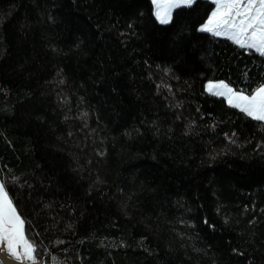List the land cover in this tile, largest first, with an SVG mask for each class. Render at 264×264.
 <instances>
[{
	"label": "trees",
	"instance_id": "16d2710c",
	"mask_svg": "<svg viewBox=\"0 0 264 264\" xmlns=\"http://www.w3.org/2000/svg\"><path fill=\"white\" fill-rule=\"evenodd\" d=\"M193 0H0V181L48 264H264V54ZM38 260V259H37Z\"/></svg>",
	"mask_w": 264,
	"mask_h": 264
},
{
	"label": "snow or ice",
	"instance_id": "6c2138e0",
	"mask_svg": "<svg viewBox=\"0 0 264 264\" xmlns=\"http://www.w3.org/2000/svg\"><path fill=\"white\" fill-rule=\"evenodd\" d=\"M216 10L209 16L201 31L216 36L230 34L229 38L241 47L255 48L264 54V0H215ZM193 0H153L156 18L166 24L171 9L181 5L190 6ZM207 90L214 95L226 96L230 105L240 108L255 120L264 121V87L251 97L234 93L223 82L209 83ZM24 222L17 214L11 200L0 183V251L6 250L17 260H31L35 251L23 232ZM18 247L22 251H18Z\"/></svg>",
	"mask_w": 264,
	"mask_h": 264
},
{
	"label": "rangeland",
	"instance_id": "374dc122",
	"mask_svg": "<svg viewBox=\"0 0 264 264\" xmlns=\"http://www.w3.org/2000/svg\"><path fill=\"white\" fill-rule=\"evenodd\" d=\"M213 2H214V7H213V9L211 10V12L209 13V15H208V17H207V19L206 20H208V18H209V16L216 10V2H215V0H212ZM152 3H153V0H152ZM153 7H154V13L156 12V6L153 4ZM173 9V8H172ZM172 9H171V12H172ZM156 16V15H155ZM206 20H205V22H206ZM204 22V23H205ZM203 23V24H204ZM225 35H230V34H225ZM226 37V36H225ZM221 82H223V81H207L206 83H205V87H206V89H207V86L209 85V83H213V84H219V83H221ZM223 84H225L224 82H223ZM226 85V84H225ZM228 88H230L229 86H227ZM208 91V90H207ZM234 93H237V92H235L234 90H232ZM209 92V91H208ZM210 93H212V92H210ZM239 94H241V93H239ZM243 95V94H242ZM245 96V95H244ZM224 98H225V100L228 102V99H227V97L226 96H223ZM247 97H249V98H251L250 96H247ZM229 103V102H228ZM0 183H2L1 181H0ZM6 191V190H5ZM9 197V196H8ZM10 199V198H9ZM12 205H13V203H12ZM13 207L15 208V206L13 205ZM16 209V208H15ZM16 212H17V210H16ZM17 214H19L18 212H17ZM20 216V215H19ZM20 218H21V216H20ZM21 220H22V218H21ZM23 221V220H22ZM23 230H24V228H23ZM24 235H25V233H24ZM25 239L27 240V238H26V236H25ZM28 241V240H27ZM21 251H22V249H21ZM42 258V257H41ZM41 258H36L35 257V253H33V259H31V260H25L26 261V263H34V262H36V261H38V260H40ZM44 258V257H43ZM38 259V260H37ZM44 261H45V259H44ZM45 264H48V263H46V261H45Z\"/></svg>",
	"mask_w": 264,
	"mask_h": 264
},
{
	"label": "bare ground",
	"instance_id": "6f19581e",
	"mask_svg": "<svg viewBox=\"0 0 264 264\" xmlns=\"http://www.w3.org/2000/svg\"><path fill=\"white\" fill-rule=\"evenodd\" d=\"M23 232H24V230H23ZM24 237H25V235H24ZM0 247H3V245H0ZM17 250L21 251V249L19 247ZM0 257L2 258V260L6 264H29V263H26L25 260H17L15 258H13L6 250L0 251ZM30 264H45V262L38 260V261H36L34 263H30Z\"/></svg>",
	"mask_w": 264,
	"mask_h": 264
},
{
	"label": "crops",
	"instance_id": "0c3cea01",
	"mask_svg": "<svg viewBox=\"0 0 264 264\" xmlns=\"http://www.w3.org/2000/svg\"><path fill=\"white\" fill-rule=\"evenodd\" d=\"M206 22H207V20H206ZM206 22H205V23H206ZM205 23H204V24H205ZM204 24H202L201 27H202ZM220 36H224V37L226 36V37L229 38V36H228V35H225V34H224V35H220ZM261 87H264V85H262ZM261 87H260V88H261ZM258 89H259V88H258ZM258 89H257V90H258ZM257 90L255 91V93L257 92ZM255 93H254V94H255ZM254 94H253V95H254ZM253 95H252V96H253ZM252 96H250V97H252Z\"/></svg>",
	"mask_w": 264,
	"mask_h": 264
},
{
	"label": "water",
	"instance_id": "95a60500",
	"mask_svg": "<svg viewBox=\"0 0 264 264\" xmlns=\"http://www.w3.org/2000/svg\"><path fill=\"white\" fill-rule=\"evenodd\" d=\"M40 261H44V258L42 257L41 259H40ZM45 262V261H44ZM0 264H6L3 260H2V258L0 257Z\"/></svg>",
	"mask_w": 264,
	"mask_h": 264
}]
</instances>
